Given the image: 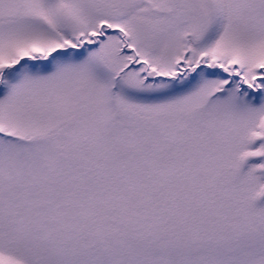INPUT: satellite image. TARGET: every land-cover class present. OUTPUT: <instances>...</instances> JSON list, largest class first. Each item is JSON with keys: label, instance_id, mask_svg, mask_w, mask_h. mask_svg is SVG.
<instances>
[{"label": "snow or ice", "instance_id": "obj_1", "mask_svg": "<svg viewBox=\"0 0 264 264\" xmlns=\"http://www.w3.org/2000/svg\"><path fill=\"white\" fill-rule=\"evenodd\" d=\"M0 264H264V0H0Z\"/></svg>", "mask_w": 264, "mask_h": 264}]
</instances>
